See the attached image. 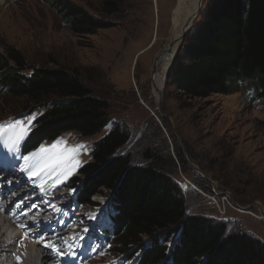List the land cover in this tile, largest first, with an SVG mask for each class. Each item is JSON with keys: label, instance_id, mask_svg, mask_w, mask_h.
I'll return each mask as SVG.
<instances>
[{"label": "rangeland", "instance_id": "obj_1", "mask_svg": "<svg viewBox=\"0 0 264 264\" xmlns=\"http://www.w3.org/2000/svg\"><path fill=\"white\" fill-rule=\"evenodd\" d=\"M69 1L96 17H101L99 11L106 1L115 3L116 12L107 17L114 26L76 37L42 0H0V50L3 45L19 50L26 60L25 74L33 67L54 68L57 64L77 75L94 97L108 102V124L97 136L83 138L70 132L57 139L66 141L68 147L84 146L76 157L79 163L71 165L75 170L51 190L64 196L58 206H67L66 215L85 214V227L80 222L69 224L73 233L82 228L76 234L92 236L89 238L97 246L99 233L111 229L108 190L94 197L91 205L78 209L72 180L80 179L78 171L91 161L93 144L119 127L129 135L124 152L131 153L133 164L144 162L141 157L147 149L161 157L165 171L182 189L186 214L222 220L228 231L246 232L264 242V133L259 126L264 122V100L252 103L245 87L229 96L178 99L174 88L164 83L158 106L150 73L157 53L176 37L177 26L180 34L184 24L171 19L177 0ZM211 1L203 0L192 26L210 8ZM44 101L28 104L0 92V123L22 120L27 124L28 118L37 117L51 104V100ZM178 154L188 171H182ZM196 180L203 190L190 182ZM37 191L32 197L41 199L39 215L42 209L54 206ZM115 242L112 249H103L104 256L95 258L103 257L99 260L103 264H124L134 254L146 256L138 247H130L127 255L115 254Z\"/></svg>", "mask_w": 264, "mask_h": 264}, {"label": "trees", "instance_id": "obj_2", "mask_svg": "<svg viewBox=\"0 0 264 264\" xmlns=\"http://www.w3.org/2000/svg\"><path fill=\"white\" fill-rule=\"evenodd\" d=\"M42 2L76 37L114 26L107 18L116 12L110 1L99 11L101 17L69 0ZM1 48L0 92L28 104L51 100L34 119L22 143L23 155L66 133L92 138L104 130L108 102L94 97L77 75L57 64L25 74L21 52L11 45ZM165 83L178 99L229 96L245 87L252 103L264 100V0H212L183 40ZM162 124L170 131L164 120ZM259 126L264 133V122ZM128 144V133L113 128L93 144L91 161L78 171L81 178L72 180L82 207L106 190L111 194L115 254L127 255L130 247H138L146 256L141 254L137 264H264L263 241L228 231L222 220L186 214L182 189L165 171L161 157L147 149L144 162L133 164L131 153L124 152ZM178 159L182 171H188L180 154ZM190 182L203 190L197 180Z\"/></svg>", "mask_w": 264, "mask_h": 264}, {"label": "bare ground", "instance_id": "obj_3", "mask_svg": "<svg viewBox=\"0 0 264 264\" xmlns=\"http://www.w3.org/2000/svg\"><path fill=\"white\" fill-rule=\"evenodd\" d=\"M202 3H203V0H177L176 5L172 11V18H171L172 21H179L180 23H185L189 17H194L195 19L201 9ZM179 29L180 27L177 26L176 27V30H177L176 37H174V39L172 40V41H176V43L171 48H169V50H164L159 56H155L154 58L155 59V70H154L153 76L151 77L152 79L151 85H152V95L155 98L157 103L160 100L161 90L166 80L167 71L169 69L173 55L178 46V39L181 34L180 32V34L178 35ZM12 174H13L12 171L8 172V176H13ZM18 176H21V175H18ZM4 179H6V176ZM53 179L49 180L44 186V190L47 191V194H49L51 190L56 189V187L60 185L58 183L56 184L55 187H53ZM36 191H37L36 189H32L30 193L22 192L18 194V196H20L17 202L18 205L17 206L13 205L10 209L9 207H7L4 213L0 212V259H11L12 261L13 257L19 256L17 254L18 252L23 253L27 251L29 253L28 259H25L24 257L20 256L22 259V264H31V263L32 264H54L53 260L56 261L57 264H66L65 261L58 260L56 255H53L51 257V254L47 251L49 248H45L43 245L41 246L36 245V243L40 241L41 235L43 234V233L40 234V232H37L38 225L46 226V224H48L49 222L51 226L52 225L51 221L52 220L54 221L55 215L63 216L64 212L67 211V208H66L67 206H65V208H59L58 206L59 201H61V199L64 196L62 195V193H53V196H52L53 199L49 200L47 196L44 197L43 195L44 200L50 203L51 205H53L54 207H52L49 210H46L44 208L45 210L42 209V213L40 214L39 212V215H37V211H38L37 206L39 203H41V199H33L32 195L34 193L36 194ZM41 191L42 190H40L39 192ZM3 193L4 192L0 190V194L2 195ZM56 206H58V208H55ZM11 211H13V214L12 216H9L8 214ZM15 211L17 212L15 213ZM24 213H31V216L35 215L39 217L40 222L38 224L35 223L34 221H32L31 223L32 224L31 228L35 229L34 230L35 232L32 231L30 234L27 235L35 243H31L29 241L24 242L23 240L25 239L24 238L25 234H20L17 237H15L10 232V229L18 228L19 225H25V223L21 224L18 222H15V223L11 222V220L13 219L15 215H20V214L24 215ZM76 215L77 217H74V216L70 217V219H68V222L69 223L80 222V224H82L83 227H85L86 225L85 219H83L85 214L83 212H79V213H76ZM54 222H56V220ZM80 230H82V228H80ZM45 232L47 236L44 242L46 241L50 242L49 240V238H51L50 233L47 231ZM65 233L66 232H62L58 234L56 236V239L57 240L60 239V237H62ZM64 241L67 244L72 245L71 238H64ZM71 253L77 254L78 258H83V256L78 254V250H72ZM0 264H2L1 261H0ZM14 264H17V261L14 262Z\"/></svg>", "mask_w": 264, "mask_h": 264}, {"label": "snow or ice", "instance_id": "obj_4", "mask_svg": "<svg viewBox=\"0 0 264 264\" xmlns=\"http://www.w3.org/2000/svg\"><path fill=\"white\" fill-rule=\"evenodd\" d=\"M34 117L28 118V123L25 124L22 120H14L6 124L0 123V144L7 148L9 153H15L20 143L24 140L31 129V121ZM83 145H77L75 147H68L66 141L56 140L50 146H41L37 152L32 153L28 156H23L24 161L21 171L25 172L30 178L31 177H46L48 179H53V187L56 184L66 180L69 175L75 170L71 165L73 162L78 164L79 161L76 159ZM46 180H42L40 185H38L41 190H44V184ZM0 211H4L0 207ZM24 215H28L24 213ZM38 215V213H37ZM35 223H39L36 220L35 215L30 217ZM19 227L24 228L25 225H19ZM25 239L28 238L25 234ZM45 248H50L52 252H55L58 256H62L60 248L51 242H43ZM17 264H22V259L20 256L16 257Z\"/></svg>", "mask_w": 264, "mask_h": 264}, {"label": "water", "instance_id": "obj_5", "mask_svg": "<svg viewBox=\"0 0 264 264\" xmlns=\"http://www.w3.org/2000/svg\"><path fill=\"white\" fill-rule=\"evenodd\" d=\"M193 19H194V17H189V18L186 20V22L184 23V25L182 26V28H181V34H180V37H179V39H178V46H177L176 51H175V53H174V55H173V58H172L171 64H172V62H173V60H174V58H175V55H176L178 49H179L180 46H181L183 40L185 39V37L187 36V34H188V33L190 32V30L192 29V25H191V24H192ZM175 43H176V41H171V42L169 43V45L166 46V47H165L164 49H162L161 51H159V52L157 53L156 56H159L164 50H169V48H171ZM171 64H170V66H169V69H170V67H171ZM169 69H168V71H167V74H168V72H169ZM154 70H155V59H154V62H153L152 68H151V73H150L151 77H152L153 74H154ZM166 78H167V76H166ZM161 99H162V95L160 96V100H159V102L157 103L158 106L160 105ZM151 115H152L153 117H155L154 113H152V112H151ZM155 118H156V117H155ZM156 119H157V118H156ZM247 210H248V209H247ZM263 214H264V212H263V210H262V211H261V215H263ZM263 217H264V215H263ZM259 219H260V218H259ZM260 220H262V219H260Z\"/></svg>", "mask_w": 264, "mask_h": 264}]
</instances>
